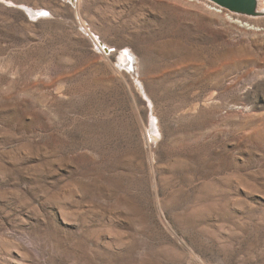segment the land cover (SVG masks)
<instances>
[{"label":"rangeland","instance_id":"374dc122","mask_svg":"<svg viewBox=\"0 0 264 264\" xmlns=\"http://www.w3.org/2000/svg\"><path fill=\"white\" fill-rule=\"evenodd\" d=\"M0 264H264V14L0 0Z\"/></svg>","mask_w":264,"mask_h":264},{"label":"water","instance_id":"95a60500","mask_svg":"<svg viewBox=\"0 0 264 264\" xmlns=\"http://www.w3.org/2000/svg\"><path fill=\"white\" fill-rule=\"evenodd\" d=\"M220 5L237 12L256 14L258 13V0H214Z\"/></svg>","mask_w":264,"mask_h":264},{"label":"bare ground","instance_id":"6f19581e","mask_svg":"<svg viewBox=\"0 0 264 264\" xmlns=\"http://www.w3.org/2000/svg\"><path fill=\"white\" fill-rule=\"evenodd\" d=\"M259 4H260V0H258V6H259ZM218 9V8H217ZM259 11H258V13H256V14H248V13H242V12H237V11H234L235 13H238V14H244V15H250V16H260V15H263L264 14V11H261L260 9H258ZM41 11H43V10H41ZM31 12V11H30ZM34 12V13H33ZM33 12H31L32 13V15H37V13H36V11H33ZM44 14H46V12H43ZM43 13H39V15H41V14H43ZM244 17H246V16H244ZM130 52H128L127 54H129ZM127 54H126V56H127ZM131 54V53H130ZM133 55V54H132ZM133 58V57H132ZM126 63L128 62L129 63V60H128V58L126 57V61H125ZM133 67H135V69H136V67H137V64H133V62H132V64H131Z\"/></svg>","mask_w":264,"mask_h":264},{"label":"built area","instance_id":"2783aa9c","mask_svg":"<svg viewBox=\"0 0 264 264\" xmlns=\"http://www.w3.org/2000/svg\"><path fill=\"white\" fill-rule=\"evenodd\" d=\"M46 12V11H45Z\"/></svg>","mask_w":264,"mask_h":264}]
</instances>
